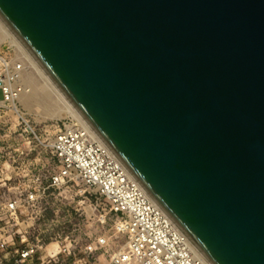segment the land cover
Here are the masks:
<instances>
[{
  "label": "water",
  "instance_id": "95a60500",
  "mask_svg": "<svg viewBox=\"0 0 264 264\" xmlns=\"http://www.w3.org/2000/svg\"><path fill=\"white\" fill-rule=\"evenodd\" d=\"M0 19L210 264H264V0H0Z\"/></svg>",
  "mask_w": 264,
  "mask_h": 264
},
{
  "label": "built area",
  "instance_id": "2783aa9c",
  "mask_svg": "<svg viewBox=\"0 0 264 264\" xmlns=\"http://www.w3.org/2000/svg\"><path fill=\"white\" fill-rule=\"evenodd\" d=\"M29 64L0 46V264H209L84 119L25 120Z\"/></svg>",
  "mask_w": 264,
  "mask_h": 264
},
{
  "label": "bare ground",
  "instance_id": "6f19581e",
  "mask_svg": "<svg viewBox=\"0 0 264 264\" xmlns=\"http://www.w3.org/2000/svg\"><path fill=\"white\" fill-rule=\"evenodd\" d=\"M0 40L8 46H14L17 50L22 51L30 62L24 72V79L30 88L22 95L19 107V113L24 116L29 124H32V119L36 122H44L49 119L67 116L79 119L80 121L83 120L78 111L1 19ZM92 132L95 134L94 131ZM95 135L97 136V134Z\"/></svg>",
  "mask_w": 264,
  "mask_h": 264
},
{
  "label": "rangeland",
  "instance_id": "374dc122",
  "mask_svg": "<svg viewBox=\"0 0 264 264\" xmlns=\"http://www.w3.org/2000/svg\"><path fill=\"white\" fill-rule=\"evenodd\" d=\"M2 45L4 46L5 44H4L3 41L0 40V46H2ZM1 97H2V91L0 89V98ZM55 119H57V118H55ZM49 120H51V119H49ZM31 121H32V124L35 125V126H38L41 123H43V122H36L34 119H32ZM55 218H56V215H55ZM41 226H42L43 229L46 228L47 232H49L51 234H54V235H56L57 231H61V229L63 228V224H61V223H53L52 224V223L48 222V223H42ZM71 226H72V224H71ZM85 227L86 226H85L84 221H83V231H84ZM83 239H84V235H83ZM54 240H51V241H54ZM53 245L56 246V244H53Z\"/></svg>",
  "mask_w": 264,
  "mask_h": 264
}]
</instances>
